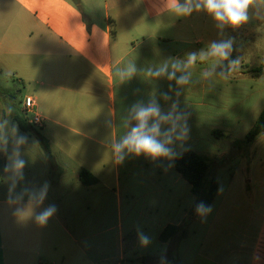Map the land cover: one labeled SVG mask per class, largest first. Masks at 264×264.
Masks as SVG:
<instances>
[{"label":"crops","instance_id":"0c3cea01","mask_svg":"<svg viewBox=\"0 0 264 264\" xmlns=\"http://www.w3.org/2000/svg\"><path fill=\"white\" fill-rule=\"evenodd\" d=\"M173 9V0H0V73L31 85L20 102L34 97L44 119L35 128L53 155L35 131L13 128L0 185V264H264V192L234 195L231 185L216 209L220 189L200 213L175 167L183 151L202 155L200 50L215 39L193 14ZM180 76L187 83L177 84ZM153 102L179 117L171 156L125 148L118 160L114 145L137 123L132 109ZM6 112L0 102V132ZM83 170L97 183L84 185ZM48 206L56 211L41 224L36 216ZM170 226L181 230L162 241Z\"/></svg>","mask_w":264,"mask_h":264},{"label":"rangeland","instance_id":"374dc122","mask_svg":"<svg viewBox=\"0 0 264 264\" xmlns=\"http://www.w3.org/2000/svg\"><path fill=\"white\" fill-rule=\"evenodd\" d=\"M141 9L146 15L143 6ZM191 14L200 24L212 29L209 35L214 42L232 41V51L226 60L208 55L209 45H203L200 50L206 60L204 73H200L205 79V127L198 147L202 155L211 158V176L220 183L216 209L231 185L234 195L243 187L264 192V133L250 144L234 145L235 141L245 138L264 108V3L257 0L250 6L248 21L239 27L221 24L203 9H193ZM253 70L261 72L257 75ZM0 86L5 89L0 91L5 110H13V103L15 114H20V98L30 92L31 85L19 83L13 75L3 72ZM10 89L16 94L12 101L7 95ZM214 130L223 135L214 136Z\"/></svg>","mask_w":264,"mask_h":264},{"label":"clouds","instance_id":"9594fccd","mask_svg":"<svg viewBox=\"0 0 264 264\" xmlns=\"http://www.w3.org/2000/svg\"><path fill=\"white\" fill-rule=\"evenodd\" d=\"M174 12L177 15H188L193 9L199 11L205 10L210 14L217 22L221 24H228L232 27H239L246 23L249 19L250 6L257 3V0H173ZM260 3H264V0H260ZM232 51V41L212 42L209 45L208 55L219 57L221 59H228ZM194 54L189 57V62L194 60ZM236 63L235 61L233 62ZM166 69H161L156 75H161ZM174 75V74H173ZM169 78H173L172 75ZM188 78L186 76H180L176 79L177 84L187 83ZM134 112V119L136 125L131 127L130 131L114 145L115 153L118 160H123V151L125 148L129 152H134L139 155L141 153L147 154L153 158L155 157H167L171 156L172 152L168 144L172 141V134L175 133L177 128V121L179 117L173 119L172 114H162L158 105L155 102L148 106H134L132 109ZM170 123L171 127L162 132L161 125ZM185 130L181 129L180 135L177 139H181ZM163 136V139L161 137ZM23 139L21 138V141ZM24 167V161L17 160L15 162V168L17 170ZM40 199H43L41 195ZM200 213L206 211L204 205H199L197 209ZM56 211L55 206H48L40 211L36 219L39 223H45L50 216ZM140 241L142 245L149 243V238L141 235Z\"/></svg>","mask_w":264,"mask_h":264},{"label":"trees","instance_id":"16d2710c","mask_svg":"<svg viewBox=\"0 0 264 264\" xmlns=\"http://www.w3.org/2000/svg\"><path fill=\"white\" fill-rule=\"evenodd\" d=\"M78 2L79 0H74ZM112 35H116V31L112 30ZM224 70V69H223ZM227 72V70H224ZM259 75L261 70H253ZM256 75V76H257ZM4 89L0 87V91ZM8 91V95L12 100H15V92ZM15 109L10 112L4 113L1 132H0V185L3 180L4 169L7 166L8 149L11 144L13 128L17 125L22 130L31 132L35 131L39 138L40 145L42 146L45 154L53 161L52 151L49 146L48 139L35 128L34 125L28 122L27 116L21 110L20 114H15ZM12 116H14L12 118ZM264 133V108L261 111L257 121L252 129L248 132L243 140H237L234 142L235 147H242V145L250 144L256 140V138ZM213 135L218 137L223 135L219 130L213 131ZM211 158L205 155L198 154L192 150H186L180 153L175 158V167L177 171L188 181L192 186V192L197 196L199 205H204L205 209L209 208L214 201L219 189V181L211 176L210 164ZM81 182L84 185H94L97 183V179L87 170H83L80 175ZM181 230L180 227L170 226L164 230L161 235L162 241H167L173 237L177 232Z\"/></svg>","mask_w":264,"mask_h":264},{"label":"built area","instance_id":"2783aa9c","mask_svg":"<svg viewBox=\"0 0 264 264\" xmlns=\"http://www.w3.org/2000/svg\"><path fill=\"white\" fill-rule=\"evenodd\" d=\"M22 111L27 116L28 122L38 128L44 126L43 117L36 111V101L33 96L26 95L23 97L22 102Z\"/></svg>","mask_w":264,"mask_h":264}]
</instances>
